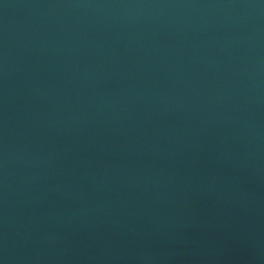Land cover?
I'll list each match as a JSON object with an SVG mask.
<instances>
[{
	"label": "water",
	"instance_id": "obj_1",
	"mask_svg": "<svg viewBox=\"0 0 264 264\" xmlns=\"http://www.w3.org/2000/svg\"><path fill=\"white\" fill-rule=\"evenodd\" d=\"M0 264H264V0H0Z\"/></svg>",
	"mask_w": 264,
	"mask_h": 264
}]
</instances>
